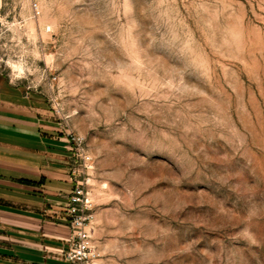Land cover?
<instances>
[{
  "label": "rangeland",
  "instance_id": "374dc122",
  "mask_svg": "<svg viewBox=\"0 0 264 264\" xmlns=\"http://www.w3.org/2000/svg\"><path fill=\"white\" fill-rule=\"evenodd\" d=\"M0 71L84 137L97 264H264V0H0Z\"/></svg>",
  "mask_w": 264,
  "mask_h": 264
},
{
  "label": "crops",
  "instance_id": "0c3cea01",
  "mask_svg": "<svg viewBox=\"0 0 264 264\" xmlns=\"http://www.w3.org/2000/svg\"><path fill=\"white\" fill-rule=\"evenodd\" d=\"M69 127L45 92L0 71V264H69Z\"/></svg>",
  "mask_w": 264,
  "mask_h": 264
},
{
  "label": "built area",
  "instance_id": "2783aa9c",
  "mask_svg": "<svg viewBox=\"0 0 264 264\" xmlns=\"http://www.w3.org/2000/svg\"><path fill=\"white\" fill-rule=\"evenodd\" d=\"M57 77L50 78L49 85L53 87ZM50 102L55 114L62 116L59 102L55 97H50ZM67 136L72 143V164L69 180L73 187L68 195L66 212L68 214V227L70 228L69 245L64 251V258L69 264H97L100 251L93 238V197L89 189L93 169V157L84 146V137L75 132L72 127L67 129Z\"/></svg>",
  "mask_w": 264,
  "mask_h": 264
}]
</instances>
